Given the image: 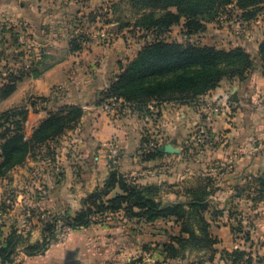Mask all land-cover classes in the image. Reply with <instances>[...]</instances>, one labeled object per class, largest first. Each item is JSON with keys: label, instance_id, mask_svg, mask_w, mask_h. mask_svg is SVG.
I'll list each match as a JSON object with an SVG mask.
<instances>
[{"label": "crops", "instance_id": "obj_1", "mask_svg": "<svg viewBox=\"0 0 264 264\" xmlns=\"http://www.w3.org/2000/svg\"><path fill=\"white\" fill-rule=\"evenodd\" d=\"M118 1L0 0V21L25 24L33 50L43 52L44 62L53 66L41 78L21 82L13 95L0 104V111L17 107L29 97L47 98L42 105L45 110L37 109L35 113L30 109L27 138L51 110L77 106L84 111L77 127L50 145L53 157L44 150L43 157L28 159L24 166L11 171L8 179L0 181V218L4 220L0 242L11 228L25 240L17 247L12 264H66L69 258L76 264H146L157 256V250L153 255L150 249H161L170 243L169 232L161 226L170 225L176 232L170 235H178L179 227L173 219L147 224L119 213L108 216L103 223L72 231L61 244L55 236L54 244L43 254L25 253L28 245L43 241V220L51 215L74 216L83 209L86 199L103 187L113 168L107 147L111 143L120 150L116 166L122 175L134 178L141 186L173 184L170 203L184 202L183 182L193 178L202 166L209 167L210 175L218 177L215 186L219 188L211 199V212H222V216L212 221L207 216L211 233L219 243L215 246V260L203 264H226L221 261V252L236 250L251 254L253 264H259L258 259L264 264V203H256L254 191L239 187L264 173L262 73L255 71L245 83L224 80L193 105L150 107L152 117L140 116L129 107L121 108V102L113 107L112 103L99 105L101 93L147 40L143 38L135 44L127 29L119 31L112 10ZM181 28L174 27L170 36ZM103 31L111 38L107 45L97 39ZM78 34L91 41L73 52L70 41ZM136 34L137 38L142 35ZM204 36L198 38L202 40ZM256 37L231 39L228 48L223 49L242 48L249 52V48H256L258 53L264 32ZM25 57L28 62L26 54ZM226 93L231 96L228 105L216 99ZM201 131L209 137L203 147L190 142ZM148 136L160 147L172 144L180 154H163L144 161L141 149ZM187 149H197L201 154L198 160L188 161L184 153ZM41 187L49 191L45 198L39 194ZM120 194L117 188L109 198ZM11 202L12 209L4 213L1 207ZM27 210L30 217L24 222L22 216ZM239 220L246 236L233 234L232 228Z\"/></svg>", "mask_w": 264, "mask_h": 264}, {"label": "trees", "instance_id": "obj_2", "mask_svg": "<svg viewBox=\"0 0 264 264\" xmlns=\"http://www.w3.org/2000/svg\"><path fill=\"white\" fill-rule=\"evenodd\" d=\"M139 12L140 18L129 32L141 33L147 39L143 48L134 60L122 65L120 74L110 86L101 93L99 105L110 100L121 102V108L129 107L133 112L144 117H152L150 107L159 104L175 103L193 105L216 90L224 80L232 82L245 81L253 71L254 62L242 48L219 50L216 47H203L194 42L195 38L206 32L208 23L235 22L241 26L264 19V0H128ZM181 26V33L187 38V44L169 42L162 36L169 35L174 27ZM123 28V27H122ZM26 29V28H25ZM18 28L3 26L0 35V104L16 91L17 86L25 79H39L53 66L44 62L45 55L39 54V60L19 61L25 53L19 44ZM8 34V37L6 36ZM152 36L150 39L147 36ZM157 38V39H154ZM162 38L163 40H161ZM196 40V39H195ZM88 37L83 34L74 36L71 50L80 51L87 43ZM262 61L264 77V38L258 47ZM48 102L47 98H35L28 104L0 112V181L9 178L11 171L22 167L28 159L36 156L53 157L50 145L56 143L67 132L74 130L84 116L82 108L63 106L56 111L47 112V116L34 129L31 138L25 135V124L30 109L36 113L38 107ZM209 138V137H208ZM209 140L206 142V144ZM142 147V159L152 161L163 157L158 151L147 152ZM189 150V149H187ZM187 150L184 152L187 155ZM109 177L103 187L98 188L84 202L83 209L74 216L68 214L51 215L42 221L43 241L28 245L25 253L28 256L43 254L54 244L59 226H67L72 231L86 229L103 223L110 215L123 213L129 220L139 219L147 224L159 220L173 219L180 225V235L170 239L162 247L165 261L203 264L213 262L218 251L215 246L219 241L211 233V223L222 216V212H211V199L219 190L215 182H207L199 190L185 191L190 195L186 202L170 203L161 201L163 188L157 185L141 186L134 178L126 177L118 166L112 165ZM249 184L254 194H264V173L253 178ZM256 185V186H255ZM120 195L109 198L115 190ZM245 191V190H244ZM257 197L255 198V200ZM2 211L12 209V202L1 207ZM234 235L243 234L242 220L232 228ZM15 228L0 242V263L12 264L14 254L22 240ZM196 253L195 261L186 256ZM164 253V254H163ZM203 254V256H198ZM221 261L226 264H253L251 254L241 250L232 253L221 252ZM261 264V260H257Z\"/></svg>", "mask_w": 264, "mask_h": 264}, {"label": "rangeland", "instance_id": "obj_3", "mask_svg": "<svg viewBox=\"0 0 264 264\" xmlns=\"http://www.w3.org/2000/svg\"><path fill=\"white\" fill-rule=\"evenodd\" d=\"M112 10L114 11L113 20L118 25L119 31H121V30L125 31V29H129L128 26H133L134 23L140 18L139 12L137 11V9H135V7L128 0L118 1L116 4H114L112 6ZM263 32H264V19L262 18V16H260V18L257 21H255L251 24H248V25H244V26H241L240 24L235 23L234 21L233 22H227V23L222 22V23H218V24L217 23H208L206 25V32L204 33L205 34L204 38L202 40L199 38L198 39L195 38L196 40L194 39L193 43H196L197 45H200L203 47H215L216 46V48L219 50H226V49H223V47L228 48V45H229L228 42L231 39H235V40L239 39L240 41H242L243 39H245V37L249 36V38H247V40L248 39H252V40L255 39L256 40V38H257L256 36L257 35L260 36L261 34H263ZM127 35L130 36L133 40H135V44H138L139 41L142 39L141 36L137 38L136 31H131ZM122 37L125 38L124 35ZM147 37L152 39L151 35L147 36ZM162 37H163V39H166L167 41L170 40L169 42H180L183 44L184 43L187 44L185 42V36L181 33L180 29H175L171 36L169 34V35L162 36ZM97 39H98V42H100V43L102 42V44H104V45H107L108 42L111 41V38H107V37L103 36V34H101V37L97 38ZM154 39H157V38L154 37ZM160 39L163 40L162 38H160ZM88 40L91 41L90 39H88ZM89 41H87V42H89ZM230 45H232V43H230ZM230 49H233V48H229L228 50H230ZM38 53H39V51H38ZM247 53L249 54L252 62H254V64H255L253 71L250 73V75H252L255 71H258V70H260V72L263 75V71H262V64L263 63L259 57V54L256 51V48H249V52H247ZM134 59L135 58H133L132 60H134ZM132 60H127L126 62H130ZM23 61L27 62L25 56L23 57ZM27 65L30 66V61L27 62ZM119 74H120V72H119ZM246 81H247V79L241 83H245ZM233 82H240V81L235 80V81H232L231 83H233ZM34 99H35V97H32V98L29 97L25 100V102H23L21 105H19L17 107H21L24 104H28V106H29V102L34 100ZM230 99H231V96H230ZM110 103L114 104V105H112V107L119 104L115 100H110L106 104L108 105ZM17 107H14V108H17ZM152 108H154V107H152ZM152 108L150 109V112H153ZM38 110H40L39 107H38ZM56 110H51V111H56ZM0 112H2V111H0ZM31 112L32 111L30 110L29 114ZM28 117H29V115H28ZM27 121H28V118H27ZM25 135L27 138L26 124H25ZM65 135H63V136H65ZM27 139H29V138H27ZM146 141L149 143L157 144L155 139L151 138L150 136L147 137ZM205 145H203V146H205ZM146 146L147 145L145 144V147ZM203 146H199V147H203ZM196 150L195 149H193L192 151L187 150V155H189V159H190L188 161H192L194 159L198 160V156L201 154H199V152ZM192 155H193V157H192ZM194 155L195 156L197 155V156L194 157ZM142 156L143 155H141V157ZM201 168H202L201 170L199 169V171L197 170L194 172L195 176L193 178L188 179V180L183 182V185H182L183 192H185V191L189 192L190 190L202 189L206 186L207 182L213 183L217 180L218 177L215 178L213 175H210L211 174L210 172H208V170L210 169L209 167L202 166ZM249 184H251V183H245L244 185H241L239 187L245 191H249L253 188ZM172 186H173V184H165V185L160 186L163 188L162 193H161V197H159L161 201L170 202L169 195H170V193H172V190H171ZM184 197H185L184 202H186L190 198V195L188 194L187 196H184ZM255 197H257L256 203H264V194H262V195L256 194ZM178 227H179V231L177 232L178 235L171 236L170 235L171 232L176 234V232L173 231V227H170V225H166V227L163 228L161 226V228L163 230L165 229V231H167V233L169 232V234H168V237H170L169 239H171L173 237H178L180 235V225L179 224H178ZM152 250H154V251H152ZM155 250H157L156 251L157 256L154 258L152 256L153 259H150V261H148L149 263L146 262V264H189L188 262L165 261V255H162V248L159 249L158 246H156V248L153 247L152 249H150L149 252H153V255H155ZM186 256L189 258V260L195 261L196 253L189 255V252H187ZM198 256H203V254L198 255ZM142 264H145V263H142Z\"/></svg>", "mask_w": 264, "mask_h": 264}, {"label": "built area", "instance_id": "obj_4", "mask_svg": "<svg viewBox=\"0 0 264 264\" xmlns=\"http://www.w3.org/2000/svg\"><path fill=\"white\" fill-rule=\"evenodd\" d=\"M3 26H6L7 29L14 27V28H18L20 30L21 29L24 30L26 28V25L23 24L22 22L10 24L7 22L0 21V35H1V31H2ZM26 32H27V29H25V31H21V33L19 34L18 42L22 46L21 50L26 54V56L28 57L30 62L38 61L40 52L38 53V51L33 50L32 46L29 44L30 40H29V37H28ZM102 34H103V36L110 38V36H108V33L106 31H103ZM186 39L187 38L185 37V40ZM88 44H89V42H87L85 45H88ZM219 98H221V100L224 102V105H228L230 103V96L228 94H222V95L218 96L216 99L219 100ZM208 140H209L208 135L205 132L201 131L197 135H195L190 140V142L194 143L197 146H203L206 144V142ZM107 147L109 149V153H110L112 163H113V165L116 166L117 160L120 156V150L113 143L109 144ZM158 147H159V145H157V144L149 143L146 146V151L147 152H154ZM39 194L41 197L45 198L48 196L49 191L47 188L41 187L39 189ZM48 215L49 214L45 215L44 217H47ZM29 217H30V211L27 210L24 212V214L22 216L23 221L27 222ZM3 228H4V220L0 218V235L2 233ZM71 233H72V229L70 227L59 226L57 233H56L57 243L61 244V243L65 242L69 238Z\"/></svg>", "mask_w": 264, "mask_h": 264}, {"label": "water", "instance_id": "obj_5", "mask_svg": "<svg viewBox=\"0 0 264 264\" xmlns=\"http://www.w3.org/2000/svg\"><path fill=\"white\" fill-rule=\"evenodd\" d=\"M158 151L162 154H168V155H178L180 154V151L176 149L172 144H167L164 146H161ZM66 264H76L72 258H69Z\"/></svg>", "mask_w": 264, "mask_h": 264}]
</instances>
